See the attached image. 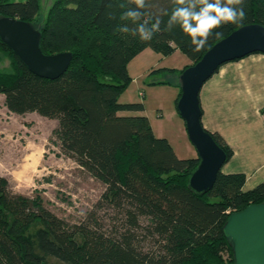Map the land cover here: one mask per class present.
I'll return each instance as SVG.
<instances>
[{"label": "trees", "instance_id": "1", "mask_svg": "<svg viewBox=\"0 0 264 264\" xmlns=\"http://www.w3.org/2000/svg\"><path fill=\"white\" fill-rule=\"evenodd\" d=\"M42 2L0 0V16L31 22L41 31L45 53L70 51L73 60L60 77L44 78L0 40V52L11 60L9 70L0 68V93L14 113L58 120L53 134L60 149L105 185L102 205L113 209L115 221L106 228L92 213L70 222L40 195L17 193L0 176V264L233 263L224 225L233 212L264 202V181L246 191L244 173L220 171L210 191L195 193L188 180L199 158L178 156L167 138L155 134L143 101L119 98L131 80L128 63L143 50L168 55L180 49L194 64L235 29L264 25V0H244L246 19L214 29L199 52L179 24L167 30L172 0H147L143 19H161L150 41L117 31L135 27L120 19L135 8L130 0H53L44 14ZM210 133L228 160L232 148Z\"/></svg>", "mask_w": 264, "mask_h": 264}, {"label": "rangeland", "instance_id": "2", "mask_svg": "<svg viewBox=\"0 0 264 264\" xmlns=\"http://www.w3.org/2000/svg\"><path fill=\"white\" fill-rule=\"evenodd\" d=\"M51 3L52 0H43V14ZM148 51L150 54L143 53L130 63L131 80L119 100L143 101L155 134L167 138L182 158L196 156L177 109L179 92L168 82H173L175 75H163L159 69L169 64L183 70L180 55L186 54L180 50L164 56L151 48ZM145 56L148 58L141 61ZM0 68H11L10 57L4 52H0ZM57 125L58 120L37 112L10 111L0 93V176L7 177L17 193L40 195L47 207L70 222H81L93 213L99 223L109 228L115 218L113 209L102 205L105 185L62 152L53 134Z\"/></svg>", "mask_w": 264, "mask_h": 264}, {"label": "water", "instance_id": "3", "mask_svg": "<svg viewBox=\"0 0 264 264\" xmlns=\"http://www.w3.org/2000/svg\"><path fill=\"white\" fill-rule=\"evenodd\" d=\"M41 36V31L29 21L0 16L2 43L31 72L56 79L69 68L73 53H45ZM253 52L264 53V25L258 23L235 29L209 48L198 62L187 66L180 75L181 91L177 109L199 158L188 180L189 188L197 194H205L214 187L227 159L225 150L202 125L200 91L223 63ZM223 231L234 253V262L230 264H264V202L252 203L243 210L233 212Z\"/></svg>", "mask_w": 264, "mask_h": 264}, {"label": "crops", "instance_id": "4", "mask_svg": "<svg viewBox=\"0 0 264 264\" xmlns=\"http://www.w3.org/2000/svg\"><path fill=\"white\" fill-rule=\"evenodd\" d=\"M149 49L135 58L150 54ZM177 51L180 49L171 54ZM180 56L185 67L193 64L189 57H184L186 55ZM146 57L141 61L144 62ZM135 58L128 63V70ZM159 69L163 75H175L174 81L168 82L180 93L178 81L181 70L169 64ZM200 104L203 127L209 132L219 133L233 150L221 171L226 174L244 173L243 190L255 188L264 181V53L253 52L223 63L204 83ZM174 149L181 157L175 146ZM193 157H198V154Z\"/></svg>", "mask_w": 264, "mask_h": 264}, {"label": "clouds", "instance_id": "5", "mask_svg": "<svg viewBox=\"0 0 264 264\" xmlns=\"http://www.w3.org/2000/svg\"><path fill=\"white\" fill-rule=\"evenodd\" d=\"M135 8H128L122 13V21H131L135 27L129 28L123 25L117 28L120 33H131L138 35L141 41H150L155 33L160 32L161 19L155 18L151 23L143 19L145 12L143 9L150 7L147 0H130ZM175 5L167 23V30L179 24L184 33L191 37V43L194 45L193 51H201L208 43L213 30L219 28L222 24L241 23L246 19V12L243 8L244 0H172ZM121 9L125 4H119ZM167 15V13H163ZM112 18V17H110ZM221 33L217 32L219 37Z\"/></svg>", "mask_w": 264, "mask_h": 264}]
</instances>
